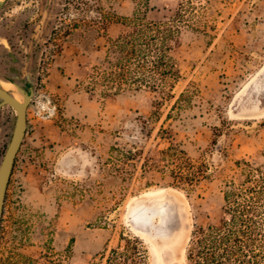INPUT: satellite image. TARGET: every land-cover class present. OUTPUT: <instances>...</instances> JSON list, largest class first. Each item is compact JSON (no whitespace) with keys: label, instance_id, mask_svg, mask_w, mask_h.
<instances>
[{"label":"rangeland","instance_id":"obj_1","mask_svg":"<svg viewBox=\"0 0 264 264\" xmlns=\"http://www.w3.org/2000/svg\"><path fill=\"white\" fill-rule=\"evenodd\" d=\"M180 1L150 0L147 17ZM194 2L212 28L182 31L181 77L162 96L86 91L104 44L127 29L113 18L98 36V8L130 15L133 0H5L0 78L29 73L34 92L0 218V264H188L190 232L222 216L226 184L264 171V0ZM14 119L0 109V159ZM166 196L183 229L156 259L131 219ZM112 250L121 253L110 260Z\"/></svg>","mask_w":264,"mask_h":264},{"label":"trees","instance_id":"obj_2","mask_svg":"<svg viewBox=\"0 0 264 264\" xmlns=\"http://www.w3.org/2000/svg\"><path fill=\"white\" fill-rule=\"evenodd\" d=\"M133 3L130 15L98 8V36L104 35L113 18L127 29L104 44V54L94 65L95 75L86 91L102 85L105 95L147 89L169 96L181 77L175 56L180 34L190 29L209 35L212 28L198 14L194 0H181L158 20L147 17L150 0ZM183 95L181 92L179 98ZM252 169L254 174L249 173L242 184H226L223 214L217 221L193 226L185 251L188 264H264V171ZM120 253L112 250L109 259Z\"/></svg>","mask_w":264,"mask_h":264},{"label":"water","instance_id":"obj_3","mask_svg":"<svg viewBox=\"0 0 264 264\" xmlns=\"http://www.w3.org/2000/svg\"><path fill=\"white\" fill-rule=\"evenodd\" d=\"M5 0H0V9L3 6ZM7 56L14 62H17L18 59L15 57L10 51H7ZM15 78L18 82L12 81L15 85L17 91L21 94V100H17L15 97L11 95V93L7 92L0 86V106L4 104L10 105L15 111V119L13 123V127L10 133V137L5 145L4 152L0 159V218L2 215V209L6 194L7 185L9 182V178L12 172L15 156L18 152V149L21 145V142L25 135L26 130V109L28 104L30 103L31 97L33 95V79L31 78L29 73H26L23 77L15 75ZM165 209L155 210L153 208H141L142 217L138 218V216H133L131 219V224L134 229L140 232L147 233L151 238L160 237L161 235L167 237L168 233H170L169 229L164 230V232L159 231V226L164 225L166 222L168 223L169 216L166 217L162 223L155 224L152 221V218L155 215L163 214L165 211H169V198L166 196V199L162 202ZM150 205L153 203H149ZM147 204V205H149ZM144 216V217H143ZM170 253L165 252L164 258L167 257Z\"/></svg>","mask_w":264,"mask_h":264},{"label":"bare ground","instance_id":"obj_4","mask_svg":"<svg viewBox=\"0 0 264 264\" xmlns=\"http://www.w3.org/2000/svg\"><path fill=\"white\" fill-rule=\"evenodd\" d=\"M0 86L1 88H3L4 90H6L7 92L11 93V95L13 97H15L17 100H21V94L17 91V89L15 88V85L12 83V81L8 80V79H3L0 78ZM151 192H149L148 194H150ZM164 200L156 202L153 205H149L147 208L151 209H157V210H161V209H165L164 205H162ZM144 207V206H142ZM139 207L138 209H136L137 211H139L138 213V218L142 217L141 214V208ZM146 208V207H145ZM169 211H165L163 214H158L160 216V221L155 223V224H159L162 223L163 220L169 216V220L168 223L166 222L164 225H160L159 226V231L160 232H164V230L169 229L170 233H168L167 237L164 236H160V237H156L151 238L147 233L145 232H141L142 234H145L147 236H149V238L152 239V241L154 242L155 245V249L151 246V249L153 251V254L155 255L156 259L158 258H164V253L168 252L166 249L168 248H172L173 245H175V243L179 240V230H181L182 227H180V219L178 218L177 220H175V216L177 213H175V211L173 209H171V207H169ZM144 217V216H143ZM165 222V220H164ZM154 223V222H153ZM183 229V228H182Z\"/></svg>","mask_w":264,"mask_h":264},{"label":"flooded vegetation","instance_id":"obj_5","mask_svg":"<svg viewBox=\"0 0 264 264\" xmlns=\"http://www.w3.org/2000/svg\"><path fill=\"white\" fill-rule=\"evenodd\" d=\"M3 79H8L10 81H15V82H18V80L15 78V75H6L3 77ZM5 105H8V104H4L2 106H0V109L5 106ZM10 106V105H9ZM11 107V106H10ZM12 108V107H11ZM13 109V108H12ZM14 110V109H13Z\"/></svg>","mask_w":264,"mask_h":264},{"label":"crops","instance_id":"obj_6","mask_svg":"<svg viewBox=\"0 0 264 264\" xmlns=\"http://www.w3.org/2000/svg\"><path fill=\"white\" fill-rule=\"evenodd\" d=\"M3 143V137H2V133L0 132V147L2 146Z\"/></svg>","mask_w":264,"mask_h":264}]
</instances>
